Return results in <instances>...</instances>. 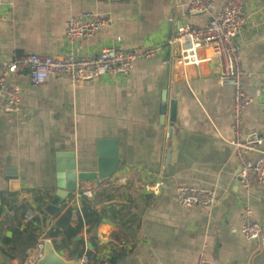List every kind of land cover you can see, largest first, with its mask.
<instances>
[{"label":"crops","instance_id":"0c3cea01","mask_svg":"<svg viewBox=\"0 0 264 264\" xmlns=\"http://www.w3.org/2000/svg\"><path fill=\"white\" fill-rule=\"evenodd\" d=\"M190 1L0 0L6 19L0 61L160 47L155 57H139L127 76L105 74L76 85L59 76L34 85L28 70L10 77L22 88V103L17 112L0 111V264H24L40 240L52 242L47 234L69 207L70 224L82 221L79 233L52 242L67 260L90 250L83 264H107L112 256L120 257L117 264H196L202 253L210 264H264V246L241 232L247 208L264 225V184L246 190L239 182L230 143L232 88L220 83L218 60L182 67L175 47L166 45L180 24L205 25L225 0L196 15L188 14ZM246 10L249 20L236 40L243 67L253 73L244 86L254 103L244 111L243 135L264 133V0H247ZM86 12L110 22L93 37L68 42V19ZM165 96L167 103L177 100L171 135ZM100 139L116 140L117 171L97 185L79 182L80 188L93 183L92 197L71 204L79 188L54 204L58 154L73 152L78 171H95ZM12 169L16 179L9 177ZM181 185L215 190L214 206L181 205ZM28 209L35 211L31 221Z\"/></svg>","mask_w":264,"mask_h":264},{"label":"built area","instance_id":"2783aa9c","mask_svg":"<svg viewBox=\"0 0 264 264\" xmlns=\"http://www.w3.org/2000/svg\"><path fill=\"white\" fill-rule=\"evenodd\" d=\"M114 1V0H99ZM247 0H225L219 12L212 16L205 25L180 24L175 34L167 41V46H179V54L175 64L185 67L197 65L204 61L220 62V83L232 88V136L230 143L234 146L235 156L239 163L238 179L244 189L250 190L255 184H264V133L250 132L243 135L244 111L254 103V97L245 89V80L253 76L251 71L242 65L241 46L237 35L248 23L249 14L246 10ZM215 8L213 0H191L188 14L196 15L210 12ZM0 15V24L5 21ZM110 18L97 12H86L68 19L65 37L68 42L75 43L82 38L93 37L102 27L109 24ZM207 51L201 56V51ZM160 51L158 46H150L137 50L117 47H105L95 55H79L70 51L62 55L28 54L15 55L0 61V111L17 112L22 103V88L12 83L10 77L29 71L32 83L39 85L50 76L66 77L74 85L97 79L105 74L129 75L135 61L139 57L152 58ZM258 152L256 160H250L247 154ZM157 190L161 182L156 184ZM93 183L78 188V193L71 204L83 196L92 197ZM179 203L186 207L203 206L211 208L216 202V191L181 185L177 188ZM35 211L28 209L25 214L27 221L33 220ZM242 234L249 240L259 241L264 246V225L252 218L251 210L246 209ZM45 240H40L34 252L30 253L24 264H36L44 255ZM83 263L88 260L82 256ZM196 264H210L207 256L199 255Z\"/></svg>","mask_w":264,"mask_h":264},{"label":"water","instance_id":"95a60500","mask_svg":"<svg viewBox=\"0 0 264 264\" xmlns=\"http://www.w3.org/2000/svg\"><path fill=\"white\" fill-rule=\"evenodd\" d=\"M175 54H179V46H175ZM168 108L170 111L169 134L171 135L177 116V100H171L170 103H167V96H165L162 109L164 115ZM164 115L162 118L163 120ZM98 144L99 159L98 167L95 171H78L73 152H63L58 154V192L54 204H59L63 199L68 198L71 193L77 191L79 188V182L93 181L97 185L99 181L110 177L117 171L119 167V158L117 156L116 140L100 139ZM15 171V169L9 171V177H11V179H16ZM76 239H79V237ZM89 246L92 247V244L89 243ZM36 264H83V259L79 255L75 256L72 260L65 259L55 250L53 243L50 240H46L44 245V255L36 262Z\"/></svg>","mask_w":264,"mask_h":264},{"label":"trees","instance_id":"16d2710c","mask_svg":"<svg viewBox=\"0 0 264 264\" xmlns=\"http://www.w3.org/2000/svg\"><path fill=\"white\" fill-rule=\"evenodd\" d=\"M88 207L86 205V202L83 204V214L86 218L88 216L87 214ZM74 212V209L69 207L67 210L60 216V218L56 222L55 228H52L49 230L47 236L52 239V242L55 243L56 238L59 236H62V241H69L72 240L73 237L77 236L79 233L80 226L82 224V221L80 223L73 227L71 223V217ZM99 221V219L97 220ZM90 250H87L85 254L87 255L88 259L90 257ZM119 256H112L107 264H117L119 260ZM104 264V263H101Z\"/></svg>","mask_w":264,"mask_h":264}]
</instances>
